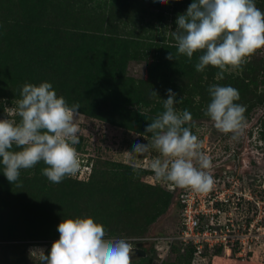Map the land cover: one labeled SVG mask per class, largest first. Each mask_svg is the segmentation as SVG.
Listing matches in <instances>:
<instances>
[{
	"label": "trees",
	"instance_id": "trees-1",
	"mask_svg": "<svg viewBox=\"0 0 264 264\" xmlns=\"http://www.w3.org/2000/svg\"><path fill=\"white\" fill-rule=\"evenodd\" d=\"M193 2L0 0V108L6 100L21 99L25 83L38 86L49 82L57 96H63L69 106L80 105L79 114L142 136L152 120L164 111L163 100L168 98V89L177 94V101L183 98V103L175 105L181 111L188 110L192 117L206 116L204 102L211 101L208 92L211 85L235 88V83L239 85L247 81L248 84L256 67L248 62L241 70L244 78L224 74L222 81H216L219 69L209 65L204 72L196 71L195 65L202 54L199 51L194 53L191 61L184 55H180L178 60L166 58L170 52H177L171 33L178 27V15L185 14ZM255 3L258 8L264 9V0H255ZM167 29L168 34L165 32ZM132 61L145 64V79L127 75L128 64ZM248 86H252L251 83ZM153 91L158 95L154 96ZM248 91L245 97L249 96ZM133 107L139 111L148 109V115L133 112ZM146 135L151 138L150 133ZM114 166L116 173L127 174L133 170L122 164ZM44 167L47 165L42 161L38 163L30 179L38 181ZM138 171L146 177L154 176L158 183L152 171ZM28 173L26 170L22 175ZM92 176L93 170L89 179ZM88 181L67 177L60 187L68 182L81 184ZM146 185L150 189L156 187L155 184ZM0 187L7 194L4 208L0 209V240H58L60 234L57 227L63 219L92 217L97 223H103V213L111 216L119 209L116 201H122V193H116L120 186L96 188L94 195L89 189L64 196L57 194L52 200L38 193L41 187L35 191L24 188L19 189V198L15 200L19 212L16 214L18 220L14 221L7 215L14 208L9 201L12 183L3 182ZM157 187L167 200L175 197L173 202L178 209L179 187L176 185L175 192L164 190L159 183ZM71 194L72 198L68 197ZM27 200L36 201L33 204L37 206V211L28 213L19 207L22 201ZM23 203L28 205L30 202ZM7 204L12 205L5 211ZM25 213L29 215L25 216ZM31 215L38 217L32 220ZM39 217H43L42 221H38ZM11 247L4 250L5 254L10 252L12 258L9 262L4 259L2 264H18L22 260L25 245ZM218 252L215 251L214 255ZM188 255L192 257V251ZM144 262L147 260L143 257L131 264Z\"/></svg>",
	"mask_w": 264,
	"mask_h": 264
},
{
	"label": "clouds",
	"instance_id": "clouds-1",
	"mask_svg": "<svg viewBox=\"0 0 264 264\" xmlns=\"http://www.w3.org/2000/svg\"><path fill=\"white\" fill-rule=\"evenodd\" d=\"M166 3L165 0H160ZM178 27L172 31L177 52L167 59L178 60L184 55L189 61L201 52L197 72L207 66L219 71L217 80L226 72L245 66L252 54L264 48V11L255 0H194L185 14H179ZM163 100L164 111L146 127L147 144L136 143L133 156L143 157L155 150L159 155L151 159L149 167L157 180L172 183L196 192L209 191L214 180L210 173V157L202 150V141L191 130L192 114L177 111V94L168 89ZM208 92L211 101L205 115L214 127L236 140L245 128L246 106L240 100L238 89L213 84ZM16 107L4 109L7 118L0 119V165L7 180L20 186L21 170L34 168L41 161L47 165L41 174L50 182L59 184L67 177H75L81 169V159L75 145L79 138L78 103L69 106L63 96L58 97L49 82L38 86L25 83ZM153 95L158 94L153 91ZM143 115V113H141ZM19 116L17 122L11 116ZM151 134V138L146 135ZM20 150H13V148ZM140 170L135 160L130 165ZM59 239L45 254L43 248L31 250L41 264H131V246L125 239H105V229L92 217L63 219L57 227Z\"/></svg>",
	"mask_w": 264,
	"mask_h": 264
},
{
	"label": "rangeland",
	"instance_id": "rangeland-1",
	"mask_svg": "<svg viewBox=\"0 0 264 264\" xmlns=\"http://www.w3.org/2000/svg\"><path fill=\"white\" fill-rule=\"evenodd\" d=\"M259 9L264 11L262 7ZM166 22H169V20ZM165 32L168 34L169 30L167 29ZM248 60L256 67V70L251 74L250 82H248L252 86H248L247 81L239 85L235 83L237 85H235V88L240 93V100L236 101V103L246 106L247 109L244 114L245 128L239 138L233 140L231 133L225 134L218 131L208 116L193 117L191 130L202 141V150L210 157L212 165L234 152L241 159L237 173H232V166L230 165L228 166L230 168H223L221 169V174H215L212 177L213 179L225 180L226 184L229 183L228 187L232 184V181L237 183V186L234 185V190H237L238 193L241 192V205L244 208L246 207L241 212V220L245 221L246 225L255 223L256 229L253 228V232L258 236V243L254 248L252 247L251 251L248 249L252 244L249 240V244L245 250L241 251L240 255L238 250H234L230 254L222 249L215 255L213 254V256L206 258V261H201L193 256L191 257V254L188 255L189 250L182 252L178 246L179 243H176L177 240L173 239L176 236L179 223L178 209H176L173 202L175 197L172 196V198L170 197L167 200V196L157 187L158 183L161 184V187H166L168 183L159 180L158 183L156 181L153 183L152 177L154 176H143L140 171L131 170L127 174L116 173L114 166L115 164H122L131 167L133 160L141 165L143 157H148L146 164L149 166L151 159L157 157L159 153L152 150L143 157L125 153L131 152L134 144L138 142L147 144L148 140L137 133L82 114H79L77 121L80 129L78 133L80 143L75 145L81 159V169L75 177L70 178L84 182L89 180L88 183L77 184L68 182L62 188L60 187L62 182L59 184L52 183L41 172L38 181H32L30 178L33 176L34 172L32 171H35V167L26 169L29 171L28 174L22 175V172L26 170H21L20 178L17 182L20 186L12 184L13 188L10 194L9 201H12L14 208L12 207V212L9 213L11 211L9 207L12 204H7L5 206V211L9 210L7 215H10L14 221L18 220L16 214L19 211L15 200L19 198L21 192L19 189L30 188L35 191V189L41 187L42 189L38 193L42 194V197H50V200H52L57 194L64 196L89 189L94 195L95 191H97L96 188L102 187L106 189L108 185H112L113 188L120 186V190L116 193H122V201L118 199L115 204L119 205V209L117 212L112 213L111 216H109V213H103L101 218L104 219V222L98 223L104 226L105 239H125L130 246L136 243H143L146 252L144 258L147 260L144 264H264V48L258 49L248 57ZM231 74L241 79L244 78L242 71L239 69L225 73V75ZM127 75L134 79H145V64L139 61L130 62L127 67ZM215 80L219 81L216 78ZM247 91L249 96L245 97ZM245 98L248 99L246 100ZM16 101L12 99L2 103L0 119L7 118L4 109L15 108ZM209 103L210 100H207V103L204 102V106L207 108ZM175 108L177 111H181L178 106H175ZM132 111L144 114L149 112L148 109L139 111L135 107L132 108ZM10 118L15 119L17 122L21 119L15 115ZM13 150L18 151L20 149L13 148ZM147 168H140V170L147 171ZM92 170L93 176L89 179ZM224 173L228 177H224L222 175ZM3 182L11 184L3 173V166L0 165V186H3ZM38 182L40 183L36 184ZM146 183L155 184L156 187L147 188ZM73 194L68 197L72 198ZM5 195L7 194L0 187V209L4 208ZM23 202L30 203L25 205ZM166 202L167 205H164ZM33 203L36 204V201H22L19 207L28 213L31 210L37 211V206ZM37 214H39V211ZM26 215L28 216L29 214L25 213ZM31 217L33 220L38 215H31ZM152 217L155 218L151 221ZM42 219L43 217H39L38 221H42ZM55 241L29 239L19 242L0 240V264H2L4 259L8 262L10 261L12 255L10 252L5 254L4 249H12L11 246L15 244L25 245L24 256L18 264H41L38 255H31V250L43 248L45 254H47L50 252L49 245Z\"/></svg>",
	"mask_w": 264,
	"mask_h": 264
},
{
	"label": "built area",
	"instance_id": "built-area-1",
	"mask_svg": "<svg viewBox=\"0 0 264 264\" xmlns=\"http://www.w3.org/2000/svg\"><path fill=\"white\" fill-rule=\"evenodd\" d=\"M141 161L140 168L146 169L148 157H143ZM147 169L152 171L149 166ZM152 178L154 183L155 178ZM213 180L214 184L207 192L181 188L178 200L179 223L173 239L177 240L182 252L192 251L193 256L201 261H206L215 251L222 249L230 254L238 250L240 255L249 240L252 243L248 247L250 251L258 243V236L253 232L255 223L246 225L241 220V212L246 207L241 205V192L234 190L237 183L232 181L228 187V180V184L218 178ZM166 187L162 188L170 192L176 191L175 184L168 183Z\"/></svg>",
	"mask_w": 264,
	"mask_h": 264
},
{
	"label": "flooded vegetation",
	"instance_id": "flooded-vegetation-1",
	"mask_svg": "<svg viewBox=\"0 0 264 264\" xmlns=\"http://www.w3.org/2000/svg\"><path fill=\"white\" fill-rule=\"evenodd\" d=\"M239 161H241V159L236 154V152H234V153L229 154L228 156H226L222 160H220V162H217V163L213 164L209 171H210L211 175L221 174L220 173L222 171L221 169L227 168L228 166L231 165L232 166L231 167L232 168V173H237L238 172V168H239V163H240ZM228 168H230V167H228ZM222 175L224 177H228V175L226 173H224Z\"/></svg>",
	"mask_w": 264,
	"mask_h": 264
},
{
	"label": "water",
	"instance_id": "water-1",
	"mask_svg": "<svg viewBox=\"0 0 264 264\" xmlns=\"http://www.w3.org/2000/svg\"><path fill=\"white\" fill-rule=\"evenodd\" d=\"M143 243H136L131 249L129 254L130 261L140 259L146 256V252L143 247Z\"/></svg>",
	"mask_w": 264,
	"mask_h": 264
}]
</instances>
